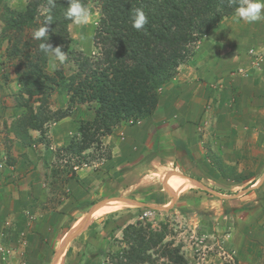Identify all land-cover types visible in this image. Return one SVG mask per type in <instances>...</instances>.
I'll use <instances>...</instances> for the list:
<instances>
[{"label":"rangeland","instance_id":"1","mask_svg":"<svg viewBox=\"0 0 264 264\" xmlns=\"http://www.w3.org/2000/svg\"><path fill=\"white\" fill-rule=\"evenodd\" d=\"M27 2L28 0H8L7 5L11 8H21ZM88 7L95 14V21L86 26L69 24L68 32L72 42L68 48L93 58L98 55L93 43V36L100 15L95 0H90ZM39 10L40 13L43 12L42 8ZM249 25L235 21L233 16L222 19L199 41L187 46L188 52L182 64L187 65L191 62L212 64L216 55H219L223 61L220 65L223 70L221 71L222 75L226 72L225 75L229 74L230 79L240 76L245 78L244 70L246 68L234 69L235 64L231 66L229 61L233 54L229 56V52L223 51H228V47L230 48V45L237 40L243 45L245 40L243 29ZM2 27L3 24L0 21V204H3L1 206L5 207L4 211L6 212L0 217V233L2 234L0 236V264H36L29 262L30 259L26 261L27 256L25 255L28 251L23 247L27 235L25 230L36 226L41 228L43 225V239L35 242L37 250L42 249L43 253L38 252L35 260L39 264H54L55 259L53 261L48 259L50 250H53L54 247V240L60 238L53 255H51L56 258L58 247L60 243H64L65 237L84 223L95 205L103 200H110L111 197L130 198L139 203H146L153 208L139 207L129 203L127 207L103 217H100V212L97 213L96 218H100L92 222L88 220L86 227L62 246L63 253L55 264H114L115 261L107 255L118 254L125 248V244L121 243L123 228L139 222L150 224L155 231L166 230L164 241L179 246L180 252L188 264H264V182L259 189H256L261 183V174L264 171V146L262 145L264 123L257 122L255 118L257 112L253 114L255 117L248 119V116L250 118V107L245 106L240 111L239 109L234 111L232 107L234 103L228 93L224 97L228 98V101L223 107L222 104L221 106L217 104L222 97L214 103V98L212 99L211 95L206 101L207 115L213 116V119L221 116L222 124H227V127L223 128L221 124L222 127L218 125L220 128H214L212 117L203 119L198 125L195 119L193 123L191 122L192 125L197 126V129H201L198 133L200 141L197 142L194 152H196L199 161L201 158L204 159V162L207 161L206 164L201 163L205 172L210 171V175H207L199 168V174L196 175L198 178H203L202 186L205 190L196 184L184 194L173 196L167 189L164 177L172 174L186 177L183 167H178L181 164L179 155L177 156L179 148H176L178 151L174 150L173 152L166 149L167 153L164 156L167 157L162 158L161 165H154L149 171H146L148 170L146 168L147 160L139 161L138 159V164L134 160L126 162L127 164L133 163L132 167L121 165L117 174L114 172L109 174L108 170L111 167L104 166V163L112 161L111 151L102 142V139L107 136L100 137L99 144L92 145L79 156L65 150L71 139H80L76 131L78 125L82 121L93 119L92 106L76 105L72 108L70 116L67 117L70 118L68 121L71 122L69 127L72 131L69 132L67 139L61 140L57 135H51V128L53 124L57 123L55 121L44 125L45 132L42 137L37 131H29V136L33 139L29 145L16 138L11 132V127L24 113V110L19 107L21 101L18 97L21 86L15 74V65L19 63V60L7 57L8 42L1 32ZM33 32L34 30L31 29L24 37L27 38ZM235 37H238L236 41ZM207 44L212 46L209 52L205 51ZM219 60L215 62L216 69L220 63ZM253 63L259 64L256 61ZM229 64L230 68L226 69ZM57 70L68 76L75 71V65L68 57L64 64H59L50 57L45 71L48 74H53ZM177 73L178 71L176 75ZM168 83L160 89L159 101L163 89ZM228 86L229 84H226V87ZM38 99L37 96L29 102L33 109L38 107ZM194 101L196 102V100ZM67 104L66 95L55 93L48 99L47 106L51 112H54L58 109H65ZM200 109L202 108L200 107ZM183 113L185 114V112ZM232 113L235 114L231 115ZM127 125L131 124L122 123L117 127L124 128ZM231 127H233L232 130H230ZM10 136L14 138H10ZM213 142H216L218 146H215V150ZM223 153L227 157L230 155L235 157L233 160L236 167L238 164H242L240 168L242 173L232 175L228 169L219 167L222 163L225 165L220 156ZM45 155L50 156V159L45 160ZM120 162L122 160L115 161V165ZM6 171L10 174L4 175ZM83 171L87 176L97 171L109 175L105 181L94 178L96 184H93V187H90L88 180L84 181L82 186L79 185L77 194L83 193V196H87L88 200L77 201L76 205L69 204L67 208H61L60 211L66 217L60 221L55 217V222L51 225L45 223V219L40 222L41 214L50 210H52L50 213L60 214V212H53V209L68 200L70 193L63 191L67 189V176L70 174L74 176L77 172L81 174ZM203 174L205 177L202 176ZM250 174L253 176L255 185L258 186L246 193V188L250 186V183L246 184V182L252 178ZM234 177H240L242 181L236 183L232 181ZM29 179L43 182V188L47 192L45 198L55 206L44 205L38 211L41 214L37 215H35V209L30 212L23 207L15 212L9 208L12 194L15 197L16 191L21 200L24 193L21 188H25ZM8 188L11 189L8 194L9 198L4 200L2 194L5 190L8 192ZM148 195H153V199H150ZM77 196L79 197V195ZM25 211H29V213ZM76 222L77 224H75ZM9 233H11V239L6 241V236L8 237ZM8 242L13 245L9 246ZM54 253L56 254L54 255ZM151 255L153 258L151 264H171L165 257H161L160 252L151 251Z\"/></svg>","mask_w":264,"mask_h":264},{"label":"trees","instance_id":"2","mask_svg":"<svg viewBox=\"0 0 264 264\" xmlns=\"http://www.w3.org/2000/svg\"><path fill=\"white\" fill-rule=\"evenodd\" d=\"M89 1L82 0L87 7ZM95 1L100 16L93 36L98 55L93 58L68 48L71 22L63 15L67 0H56V7L51 9L53 23L46 43L60 46L75 65V71L65 76L59 70L48 74L45 68L50 57L39 51L40 41L33 40L32 35L24 37L42 25L48 14L47 0H28L21 8H11L8 0H0L7 57L19 60L15 74L21 86L19 107L24 113L11 132L22 143L32 142L29 131H37L42 137L46 123L69 117L76 105L92 106L94 112L91 121L78 125L80 139H71L65 147L78 156L120 124L134 125L147 119L157 108L160 89L174 78L185 59L187 46L199 41L222 19L233 16L237 6H230L228 0ZM135 8H143L148 17L141 31L131 27V10ZM55 93L66 95L68 104L51 112L47 103ZM37 96L39 105L33 109L29 102ZM232 181L240 183L242 179L234 177ZM165 232L155 231L148 223L127 225L121 241L125 248L107 256L114 264H151L154 251L171 264H188L179 246L164 241Z\"/></svg>","mask_w":264,"mask_h":264},{"label":"crops","instance_id":"3","mask_svg":"<svg viewBox=\"0 0 264 264\" xmlns=\"http://www.w3.org/2000/svg\"><path fill=\"white\" fill-rule=\"evenodd\" d=\"M243 31L245 32L244 44H240L237 40L238 37H235V41H237L234 44L230 45V48L228 47V51L223 52H229V56L233 54L232 58H230L229 61L231 62V66L235 64L233 67L234 69L238 67L246 68V70H244V74H246V77L243 78L240 76L230 79L231 77L229 76V74V77L225 75L226 72H224V75H222L221 71L223 70H221L220 65L223 61L220 59L219 55H216L215 60L212 62V64H209L207 62H202L200 64L192 62L187 63V65L181 64L177 69L178 73L176 77L170 83H168L166 87H164V91L161 94V99L157 105L156 111H154V113L150 117L142 120L141 122H138L136 125L131 124L127 125L124 128L117 127L116 130L112 131L111 135H108L106 138L102 139L103 144H106L112 155V161L110 160L106 164L104 163V166L111 167V169L108 170L110 171L108 172L109 174L112 172H114V174H117V170L121 165H130L132 167L133 163L127 164L126 162H130L132 160L137 162L138 159L139 161L147 160L146 168L148 170L146 171H149L154 165H161L160 161L162 160V158L164 159V157H167L164 156L167 153L166 149H168L170 152H173L174 150H176V148H179L178 150L180 151L177 153V156L179 155L181 164L178 167H183V170H185L184 175H186V177H184L186 179L174 174L165 176L164 180L167 189L173 196L184 194L186 191L193 188L196 184L205 190V188L202 186L203 178L197 177L199 174V168L203 170V172L207 175H210V171L205 172V170L202 168L201 163L206 164L207 161L204 162V159L201 158L200 162L197 159L198 157H196V152H194V150L197 148V142L200 141L198 133L201 129H197V126L195 127L194 125H192V123L195 119V122L197 121L198 125V123L202 122L203 119H209L210 117H212L214 128H220L222 126L223 128L227 127V124H222L221 116L217 117V119H213V116L207 115L208 111L205 110V107L207 104L206 101L209 99V97L212 95V99L214 98V103L217 101V99L222 97V99L218 100L217 104L220 106L222 104L223 107L228 101V98H224L228 93V96L232 97V103H234L232 104V107L234 111L237 109H239L240 111L244 109L245 106H248L250 107V118L249 116L247 118L252 119L253 117H255L253 114L257 112V115L255 117L257 119V122L264 123V21L250 24L249 26L245 27ZM217 32L218 31H216V34H218ZM211 48V45H205V51L209 52V49ZM218 60L220 63L216 69V67L214 66L215 62H218ZM254 61L259 64L253 63ZM227 68H230V64L229 66H226V69ZM226 84H229V86L226 87ZM193 100H196V102H193ZM200 107L202 109L199 110ZM181 110L185 112V114L183 112L181 113ZM234 114L235 113H232L231 115ZM69 119L70 118H65L53 124L51 128V135H57L58 139L60 138L61 140L65 138L67 139L69 132L72 131L70 129L71 127H69V124L71 123L70 121H68ZM175 121L176 123H174ZM218 125H220V127ZM167 126L169 127L165 128ZM232 128L233 127H231L230 130H232ZM126 129H128L127 132ZM10 138L14 137L10 136ZM213 144L215 150L218 146L216 142H213ZM262 145L264 146V142H262ZM167 146L169 147L165 148ZM153 154L155 155L153 156ZM220 156L221 159H223L222 161H224V164L228 167H225V165H223L222 163L219 166L220 168L223 167L224 169H228L229 173H232V175L242 173L240 169L242 164H238V167H236V165L234 164L235 162L233 159L235 157L231 155L230 157H227L224 153L220 154ZM44 157L45 160L50 159V156L47 157L45 155ZM118 160H122V162L116 163L115 165V161ZM236 160H238V158H236ZM138 163L139 162H137L136 164ZM84 173L85 171H83V173L81 174L77 172L74 174V176L72 174L67 176V189L63 191H68L70 193L68 200H66L64 204L58 206V208L53 209V212H60V214L52 212L50 213V211L52 210L44 214H41L39 212L42 215L40 222H43L45 219V223L51 225L53 222H55V217L59 218V221L63 217H66V215H63V213L60 211L61 208H67L69 204L76 205L77 201L85 202L88 200L87 196H83V193L77 194L78 189L84 184V181L88 180V182L90 183V187H93V184H96V181L93 180L94 178L105 181L109 175L108 173L103 174L101 171H97L96 173L91 174L92 176H87V174ZM6 174H10V172L6 171L4 175ZM250 175L252 178H250L246 182V184L250 183V186L245 190L246 193L258 186L255 185L252 174ZM39 176L41 177V175ZM202 176H204V174ZM211 176H213V174H211ZM41 179H43V177H41ZM260 182L261 183L256 189H259V187H261L264 182V171L261 174ZM25 185L26 186L24 189L21 188L22 190H24L21 200L16 191L15 197L14 194H12L13 197L11 196L9 208H11L13 211L18 212L19 209L21 210L23 207H25L26 210H29L30 212L35 209V215H37L39 214L38 211L40 207L42 208L44 207V205L48 207L55 206L54 203H50V200L45 198V196H47V192L45 188H43V182H35V180L29 179L27 180ZM10 191V188H8V192L6 190L4 191V193L2 194L4 195V200H6V198H9L8 194ZM84 193L86 192L84 191ZM77 195H79V197ZM148 196H150V199H153V195ZM114 199H123L128 201H112ZM150 202L154 203L152 201ZM129 203L135 205L136 203H138L141 205L139 207L153 208L146 203H139L138 201H134L130 198L111 197L110 200H103L97 204L99 205V207L94 211V213H92V215L89 216V222L95 221L100 217L127 207ZM1 205L3 204H0V217H2V215H5L6 213L4 211L5 207ZM107 207L110 209L106 213L102 214L104 209ZM29 211L25 212L29 213ZM99 212L100 217L96 218L97 213ZM77 222L75 224H77ZM43 227L44 225L41 226V228L36 226L32 229L25 230V234L27 235L25 242L23 243V247L28 251V253H26L25 255L27 256L26 261L30 259L29 262L39 264L38 261L35 260V257L37 256L38 252H41V254L43 252L41 251L42 249L40 251L37 250L35 242L43 239ZM45 233L47 234L48 232ZM0 236H2L1 233ZM9 238L11 239V233H9L8 237L6 236L5 240L10 241ZM54 241V247L53 250H50L48 259L49 261H53L55 259V263L56 260L59 259L57 256L59 255L60 257L62 255L61 253L63 252L61 243L58 247L59 253L57 254L56 258H54L55 256H51L53 255L55 246L60 241V238ZM8 244L9 246L13 245L11 242H8ZM55 254L56 253H54V255Z\"/></svg>","mask_w":264,"mask_h":264},{"label":"clouds","instance_id":"4","mask_svg":"<svg viewBox=\"0 0 264 264\" xmlns=\"http://www.w3.org/2000/svg\"><path fill=\"white\" fill-rule=\"evenodd\" d=\"M56 3V0H47L48 7L45 12L48 14L42 25L32 33V39L40 41L38 48L45 56L51 57L59 64H64L67 60V52L62 51L60 46L53 47L46 43L49 40V26L53 23L51 9L56 7ZM228 3L230 6L237 5L233 14L235 21L247 24L264 21V0H228ZM63 15L73 26H86L95 21V14L82 0H67V7H65ZM148 22L143 8L131 10V27L134 30H143Z\"/></svg>","mask_w":264,"mask_h":264},{"label":"water","instance_id":"5","mask_svg":"<svg viewBox=\"0 0 264 264\" xmlns=\"http://www.w3.org/2000/svg\"><path fill=\"white\" fill-rule=\"evenodd\" d=\"M181 177H183V178H185L184 176H181ZM186 179V178H185ZM246 192V191H245ZM112 201H128V200H123V199H114V200H112ZM136 205H138V206H141L140 204H138V203H136ZM99 207V205H95L94 207H93V209H91V211H90V214L89 215H92V213H94V211L97 209ZM89 215H88V217L85 219V221H84V223H82L78 228H76L74 231H72L65 239H64V243H63V245L65 244V243H67L72 237H74L75 235H77V234H79L85 227H86V224H87V222H88V220H89ZM62 245V246H63Z\"/></svg>","mask_w":264,"mask_h":264},{"label":"bare ground","instance_id":"6","mask_svg":"<svg viewBox=\"0 0 264 264\" xmlns=\"http://www.w3.org/2000/svg\"><path fill=\"white\" fill-rule=\"evenodd\" d=\"M109 209H110V208H108V207H107V208H105V209H104V211L102 212V214L106 213V212H107ZM66 237H67V236H66ZM66 237H65V238H66ZM60 244H61V243H60ZM62 244H63V243H62ZM61 248H62V246H61ZM62 251H63V250H62ZM57 253H59V252H57ZM61 254H62V253H61ZM57 257H58L59 259H58V260H56V262H55V263H57V262L60 260V258H61V256L59 257V255H58ZM55 263H54V264H55Z\"/></svg>","mask_w":264,"mask_h":264},{"label":"built area","instance_id":"7","mask_svg":"<svg viewBox=\"0 0 264 264\" xmlns=\"http://www.w3.org/2000/svg\"><path fill=\"white\" fill-rule=\"evenodd\" d=\"M144 216H146V214H144Z\"/></svg>","mask_w":264,"mask_h":264}]
</instances>
